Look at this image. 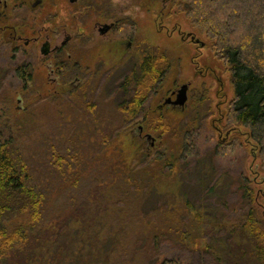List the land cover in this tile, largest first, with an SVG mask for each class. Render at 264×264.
<instances>
[{
  "label": "rangeland",
  "instance_id": "rangeland-1",
  "mask_svg": "<svg viewBox=\"0 0 264 264\" xmlns=\"http://www.w3.org/2000/svg\"><path fill=\"white\" fill-rule=\"evenodd\" d=\"M113 2L121 20L103 40L78 38L93 29L94 9L70 18L64 0L45 3L55 24L72 23L81 33L73 42L69 69L63 65L56 75L38 61L28 62L29 48L20 44L18 50L0 37V128L17 127L10 129L16 139L11 148L46 199L38 223L29 215L12 217L11 224L32 230L9 264H43L46 253L52 264H68L62 253L74 249L82 264H160L165 258L181 264L252 262L250 250L242 247L241 260L237 248L242 240L246 247L252 240L232 230L249 213L254 223L264 219V170L246 129L227 123L234 97L229 67L171 0ZM147 54L164 55L170 67L142 116L132 121L119 107L126 89L122 83ZM23 64L30 78L16 76ZM75 72L88 76L77 81ZM66 79L72 83L63 85ZM183 84H189L185 107L159 109ZM185 143L192 153L178 170L162 169L159 158L182 156ZM177 181L181 185L174 187ZM262 226L254 224V231L261 233Z\"/></svg>",
  "mask_w": 264,
  "mask_h": 264
},
{
  "label": "trees",
  "instance_id": "trees-1",
  "mask_svg": "<svg viewBox=\"0 0 264 264\" xmlns=\"http://www.w3.org/2000/svg\"><path fill=\"white\" fill-rule=\"evenodd\" d=\"M171 2L177 12L185 14L193 28L212 41L215 54L229 67L234 97L230 102L227 123L229 126L246 129L245 134L259 147L261 168L264 170V0H171ZM168 64V59L164 55L147 54L140 62L139 68L122 83V87L126 89L120 96L119 107L132 121L142 116L146 102L162 85L170 67ZM67 82H64L65 86ZM130 85L131 88H127ZM8 126L7 130L0 128V264H9L13 261L14 253L25 243L28 232L32 230L30 228L27 231L22 225L11 224L12 217L23 218L29 215L32 221L36 218L41 220L46 202L44 192L29 176L26 162L13 152L11 144L16 139L10 129L14 125ZM13 128L17 130L16 126ZM184 145L186 147L184 146L185 150L181 157L175 160L173 156L169 159L163 156L159 158L162 160L159 164L162 169L170 167L171 170H178L177 164L187 158L186 154L192 153L191 145L187 143ZM145 155L151 157L150 154ZM177 184L181 185L177 181L173 186L176 187ZM156 190H159L158 185ZM212 190L213 187L209 191ZM246 196L249 204L255 202L252 188L247 189ZM191 212L197 220L199 214L196 209L191 208ZM37 221L34 223H38ZM254 222L252 213H249L245 223L236 226L235 230L238 228L239 231H232H238L240 236L242 230L253 241L246 247L243 244L246 239H241V244L237 247L241 260L246 255V252H242L244 247L243 251L250 250L253 256V261L248 264H264V231L258 234L255 232L257 230L254 231V224L263 227L264 219L259 218L256 223ZM32 225L33 223L29 227ZM160 237L161 234L153 236V247L160 246ZM229 250L226 249V252L231 255ZM66 252L62 253L60 248L56 250L59 255L62 253L68 257L70 262L68 264H75L78 258L73 253L79 254L78 251L74 249L73 253L70 250ZM49 255L48 253L43 255V264H52ZM22 258L27 262L25 254ZM78 260L82 264L80 258ZM160 264L181 263L175 259L165 258Z\"/></svg>",
  "mask_w": 264,
  "mask_h": 264
},
{
  "label": "flooded vegetation",
  "instance_id": "flooded-vegetation-1",
  "mask_svg": "<svg viewBox=\"0 0 264 264\" xmlns=\"http://www.w3.org/2000/svg\"><path fill=\"white\" fill-rule=\"evenodd\" d=\"M47 1L51 2L50 5H53L57 0H0V37H8L5 41L14 42L13 46L18 50L21 49L20 44L23 48L30 49V52L27 55L25 54L28 62L38 61L48 66L51 74L56 75V70L60 71L63 65L66 66L67 70L69 69L68 62L73 59V42L81 33L73 29L72 23L65 26L55 24V18L46 12L45 3ZM64 1L67 6L65 7L66 14L70 18L72 16L77 18L81 15H88L90 10H95L94 14L97 17L93 29L87 36L82 34L83 37H78L79 39L85 40V38L91 39L92 37V39L102 38L103 40L119 26L121 19L118 11H116L117 4H114L113 0L105 1L102 4L94 0ZM80 5L82 8L79 7ZM5 33L7 36L4 35ZM2 41L0 39V44ZM192 41L204 46L201 41L197 42L198 40L195 38ZM77 65L80 67L79 64ZM95 72H99V69ZM15 74L20 79H27L31 76L26 64L18 66L15 69ZM74 76V80L80 81L81 77H86L88 74L82 76L75 72ZM66 80L69 85L73 79H70L71 81ZM63 85H65L64 82ZM177 93L178 89L172 91L171 96L167 97L163 104H159V109L163 110L168 105L183 108L174 104ZM139 132L142 134L143 125H139Z\"/></svg>",
  "mask_w": 264,
  "mask_h": 264
},
{
  "label": "water",
  "instance_id": "water-1",
  "mask_svg": "<svg viewBox=\"0 0 264 264\" xmlns=\"http://www.w3.org/2000/svg\"><path fill=\"white\" fill-rule=\"evenodd\" d=\"M197 42H199V40ZM188 90H189V84H183L178 89L177 97L176 100L174 101V104L184 107L188 101Z\"/></svg>",
  "mask_w": 264,
  "mask_h": 264
}]
</instances>
